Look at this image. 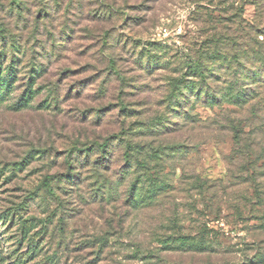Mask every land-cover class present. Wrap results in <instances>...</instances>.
I'll return each instance as SVG.
<instances>
[{
	"label": "rangeland",
	"instance_id": "1",
	"mask_svg": "<svg viewBox=\"0 0 264 264\" xmlns=\"http://www.w3.org/2000/svg\"><path fill=\"white\" fill-rule=\"evenodd\" d=\"M226 32L264 49V0H0V72L15 73L0 84V264H245L264 241V84H244L262 87L252 106L199 105V123L154 126L172 79ZM107 138L106 174L71 164ZM167 142L198 148L165 164L161 153L169 187L134 207L132 184L149 181L130 149L151 159ZM202 233L217 250L163 248Z\"/></svg>",
	"mask_w": 264,
	"mask_h": 264
},
{
	"label": "trees",
	"instance_id": "2",
	"mask_svg": "<svg viewBox=\"0 0 264 264\" xmlns=\"http://www.w3.org/2000/svg\"><path fill=\"white\" fill-rule=\"evenodd\" d=\"M251 36L252 33L250 32L248 39L252 38ZM236 44H241L238 41V35L228 32L223 34L219 39L214 37V40L208 45L204 43L205 46L198 49L197 56L191 59L188 70L172 79V86L169 87V93L167 95L169 103L167 104V111L164 113V120L157 119L154 122V126L159 128L160 125L164 129H171L169 122H174L170 120L172 117L181 119L183 124H187L188 122L199 123L201 122L200 115L193 113L195 107L199 105L215 107L223 106L224 103H230L239 108L252 106L253 102L261 96L262 87H247L244 84L248 82L256 86L264 84V49L258 48L253 44L251 46L243 45L242 47L235 48ZM255 60L258 62H255ZM153 61L154 59L150 57L147 64H155ZM250 64L252 66H258V69H250ZM37 70L40 72L43 69L38 68ZM14 74L12 70L7 75H2L0 72V84L7 86L11 81L9 75L13 77ZM215 79H223V85L221 87H212V81ZM100 112H102L101 109H98L95 113L98 116ZM230 127L231 134L235 138V150L237 152L242 149L244 144L241 135L242 127L233 122L230 123ZM249 132L256 134L257 129L254 127ZM97 144L91 150L102 152L100 156L92 161L90 157L91 150L80 153L82 149H73L70 152L69 158L70 160L72 159L71 164L73 163V166H91V170L98 177L105 173L104 167L110 163L107 154L111 152L112 142L110 138H107L104 142ZM139 147L138 145L130 149L128 164L137 168V162L139 168L142 169L141 175L146 176L144 179L148 180L149 184L147 189H144L143 185L140 184V179V186L138 183L132 184L129 199L134 207L155 202L159 198V195L169 187V183L163 179L157 169L160 163L158 161L152 163L156 161V158L159 160L163 158L161 153H164L165 164L166 162L185 158L190 150L198 148L196 146L190 147L189 144L182 142H167L162 147H153L152 150L155 157L150 159L147 155L148 151L146 153L144 148L138 150ZM88 149L89 147L83 150ZM67 176L71 180L72 177L73 179L76 178L78 173L74 172L73 175L68 174ZM196 181L195 186L202 193L212 192L211 184L203 180L202 177H196ZM103 186L107 187L104 184ZM109 186L111 187V185ZM103 196H105L104 193ZM263 243L264 241L258 245L253 255L247 257L245 264H264V245H261ZM162 244L163 248L165 247L170 250H191L198 252H212L217 250L216 248L220 245L215 237H210L206 233H202L199 236L181 234L176 237L162 239ZM150 256H153V254L151 253ZM14 264L21 263L18 259L14 261Z\"/></svg>",
	"mask_w": 264,
	"mask_h": 264
}]
</instances>
